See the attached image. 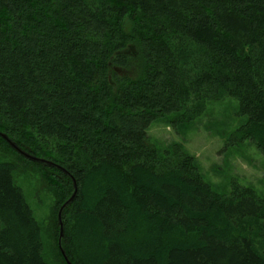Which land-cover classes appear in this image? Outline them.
Returning a JSON list of instances; mask_svg holds the SVG:
<instances>
[{
	"label": "trees",
	"instance_id": "trees-1",
	"mask_svg": "<svg viewBox=\"0 0 264 264\" xmlns=\"http://www.w3.org/2000/svg\"><path fill=\"white\" fill-rule=\"evenodd\" d=\"M229 98L245 119L225 148L248 141L264 161V0H0V132L44 160L0 138L14 156H0V264H66L72 180L71 264H264V198L214 191L194 157L147 137ZM19 163L53 198L46 228Z\"/></svg>",
	"mask_w": 264,
	"mask_h": 264
},
{
	"label": "rangeland",
	"instance_id": "rangeland-1",
	"mask_svg": "<svg viewBox=\"0 0 264 264\" xmlns=\"http://www.w3.org/2000/svg\"><path fill=\"white\" fill-rule=\"evenodd\" d=\"M236 108V100L230 98L209 102L204 113L192 122L173 127L168 119L154 121L147 129V137L160 152L178 146L194 157L204 181L214 191L227 193L231 183L236 182L254 189L264 198V161L256 148L248 141L225 148L226 139L245 119L235 116ZM0 156L14 160L4 146H0ZM19 165L20 172L13 174L14 182L22 189L36 221L46 228L52 215L53 198L42 188L37 170ZM45 234L48 236L47 230ZM48 243L52 248L56 246L52 236Z\"/></svg>",
	"mask_w": 264,
	"mask_h": 264
},
{
	"label": "water",
	"instance_id": "water-1",
	"mask_svg": "<svg viewBox=\"0 0 264 264\" xmlns=\"http://www.w3.org/2000/svg\"><path fill=\"white\" fill-rule=\"evenodd\" d=\"M0 138H1L2 140H4V141L6 142V144H7V145H8L13 151H15L17 154L21 155V156L24 157L25 159H27V160H29V161H31V162H40V163H43V162H44V160L39 159V158H36V157H34V156H32V155H30V154H27V153H25L24 151H22V150H21L19 147H17L13 142H11L5 134H3V133H1V132H0ZM72 182H73V193H72V195L70 196V198L67 200V202H65V203L63 204V206H62V207L59 209V211L57 212V221H58V224H59V241H58V247H59L60 253H61V255H62V258H63V260L66 262V264H71V263H70L69 260L67 259L66 255L64 254V252H63V250L61 249V246H60V238L62 237L61 213H62L63 208H64L68 203H70V202L74 199V197H75V195H76V193H77V187H76L75 181L72 180Z\"/></svg>",
	"mask_w": 264,
	"mask_h": 264
}]
</instances>
